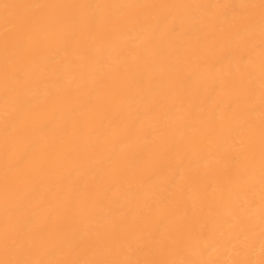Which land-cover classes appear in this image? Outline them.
Instances as JSON below:
<instances>
[{"label": "bare ground", "instance_id": "1", "mask_svg": "<svg viewBox=\"0 0 264 264\" xmlns=\"http://www.w3.org/2000/svg\"><path fill=\"white\" fill-rule=\"evenodd\" d=\"M0 264H264V0H0Z\"/></svg>", "mask_w": 264, "mask_h": 264}]
</instances>
